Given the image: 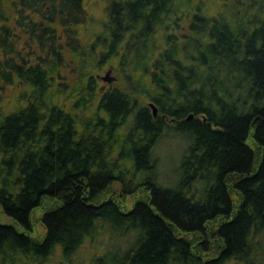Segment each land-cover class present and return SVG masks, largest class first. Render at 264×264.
Masks as SVG:
<instances>
[{"label": "trees", "instance_id": "1", "mask_svg": "<svg viewBox=\"0 0 264 264\" xmlns=\"http://www.w3.org/2000/svg\"><path fill=\"white\" fill-rule=\"evenodd\" d=\"M18 5L17 26L55 62L57 26L87 19L83 0ZM7 15L0 5V80L16 73L36 97L54 61L14 62ZM99 31L94 68L139 72L161 116L82 71L68 108L0 109V263L69 258L104 233L93 264H264V0H114ZM170 132L187 145L166 181L153 148Z\"/></svg>", "mask_w": 264, "mask_h": 264}, {"label": "rangeland", "instance_id": "2", "mask_svg": "<svg viewBox=\"0 0 264 264\" xmlns=\"http://www.w3.org/2000/svg\"><path fill=\"white\" fill-rule=\"evenodd\" d=\"M114 0H83L85 11L87 14L86 21L76 26L73 31H70L68 35L64 30L57 26V33L59 34L58 44L59 58L49 56L46 49H39L36 40L31 38V35L21 30L17 22V11L20 8L18 0H0L1 8H4L7 14H10L11 20L9 28L11 30V46L13 53L11 54L14 59L18 56V60H15L19 64L20 60L24 59L31 61L32 64H40L44 67L48 65L49 60L54 61V70L51 72L52 87L45 93H36V97H33L30 92L29 85L20 77L13 73L11 82L7 83L4 80H0V109L12 110L18 106H24L29 100L36 101L37 105L43 106L46 101H51L56 105H63L66 108L69 107V102L74 98L67 99L65 92L69 88H79L80 84H86L85 78L79 77V71L83 74L89 73L93 77V88L97 87L99 92H102L107 88H115L124 86L131 88L135 91L137 96L136 103L142 104L148 108V111L153 114L152 108L149 103H153L156 107V115L161 116L157 105L154 103L147 93L150 90L145 87V80L141 81L139 72L133 70H127V77H124L123 72L120 70V64L117 62V58L113 62L107 63L106 58L101 59L103 66L101 69L94 68L96 54L93 53V45L98 37L100 25L105 20L108 7ZM33 19H39L38 16L32 17ZM72 50L78 52L73 53ZM90 50L92 51L90 54ZM4 56L0 52V59ZM101 58V57H100ZM108 76L112 78V81L108 82L101 77L109 71ZM144 82V83H143ZM67 90V91H66ZM147 90V91H146ZM135 98V97H134ZM136 99V98H135ZM95 110V105H90L89 108L80 111V118L90 117ZM154 116V117H155ZM188 117V116H187ZM168 121V120H167ZM187 145V140L175 133H166L154 146V153L158 158V170L160 177L166 181L171 180L175 173V168L181 158L182 153ZM132 198L128 200L130 204ZM36 216V215H35ZM1 218V216H0ZM5 218V217H4ZM5 222L8 219H4ZM33 226V232L36 235H42L44 228L38 220L35 219ZM108 244V237L102 233L100 236L94 239L85 240L79 248L71 254L69 258H64L60 251L56 249L53 255L43 261H32L30 259H16L14 264H93L97 257L102 256L104 250ZM1 264V263H0Z\"/></svg>", "mask_w": 264, "mask_h": 264}, {"label": "water", "instance_id": "3", "mask_svg": "<svg viewBox=\"0 0 264 264\" xmlns=\"http://www.w3.org/2000/svg\"><path fill=\"white\" fill-rule=\"evenodd\" d=\"M109 72H110V70L107 71V72L105 73V75L101 77L102 79H105V80H107L108 82L112 81V78L108 76ZM149 106H150V107L152 108V110H153V116H155V115H156V107L154 106L153 103H149ZM191 117H192V114H189L187 118L189 119V118H191Z\"/></svg>", "mask_w": 264, "mask_h": 264}]
</instances>
